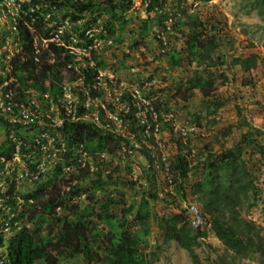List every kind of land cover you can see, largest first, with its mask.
I'll return each instance as SVG.
<instances>
[{"label": "trees", "instance_id": "obj_1", "mask_svg": "<svg viewBox=\"0 0 264 264\" xmlns=\"http://www.w3.org/2000/svg\"><path fill=\"white\" fill-rule=\"evenodd\" d=\"M133 1L136 0H105L103 3H98L96 0H29L28 6L37 8L28 15L26 21L30 25L29 19L35 17L37 25L44 27V24L51 23L50 18L57 15L59 21L67 20L70 23L80 21V25L75 26L73 30L87 44L91 39L85 37L82 30L92 26L103 27L107 37L110 39L112 37L111 40L116 41V38H113L115 25L117 24L120 30L122 29L125 23L122 15L131 7ZM140 1L144 3L146 12H151L154 16L142 22L139 32L147 35L148 23L155 20L158 31L160 28L161 33H167L164 46L159 48L158 55L167 56L170 65L174 67H178L182 59L194 62L195 67L203 66L197 69L192 77L186 79L184 84L178 85L175 97L186 102L193 95L192 91L198 90L200 99L203 100L212 93V80L204 78V70L208 67L217 70L219 66L225 64L217 41V29L193 17L190 29L187 30L189 24L186 20L187 14L180 8L179 0H174L176 7L171 11L165 8L168 0ZM247 1L250 3L249 8L254 10L264 23V0ZM39 4L46 5V8H38ZM45 13H50V18L43 21ZM102 15H106V20L101 23L99 18ZM169 19H172L171 31L175 29V34L165 31V21ZM17 21L24 59L16 57L12 62L16 85L15 94L18 98H23L27 95L26 90L31 88L35 93L47 94L54 100L60 96L64 73L68 74L65 78H73L75 75L71 69L76 66V63L72 56L67 55L63 47L52 45L48 47L49 53L42 52L35 62L31 37L38 27L31 24V29L34 30L32 33L26 27L21 29V21L19 19ZM185 30H187L186 34ZM48 31L49 29L45 33ZM160 32L158 35L154 34L159 46L162 43L159 40ZM171 40L173 41L170 42ZM173 42H180L176 53L174 50L167 49L171 48L170 44ZM222 46L227 51H232L233 41L225 33ZM256 60V56L251 54L233 58L230 62L246 73L254 68ZM67 65L71 67L67 68ZM103 67V60L94 51L90 52L89 61H86L84 66L77 67L78 76L83 77V85L90 86L93 83L92 78ZM166 76L170 77L168 71H166ZM218 77L226 81L223 73ZM243 84L247 85L248 82ZM136 85L140 88L143 83L137 82ZM123 97L129 99L127 94ZM165 105V102L155 101L152 108L155 113L153 118L146 109L143 112L144 106L138 108L131 104L130 112L124 117L128 119L129 132L137 142H139L138 136H143L145 131H150L153 126L161 122L160 114L165 112V108L164 110L162 108ZM220 105L216 100L206 102L208 109L212 107L217 109ZM137 111L142 112L146 117L145 121L139 122L140 119L134 115ZM78 113H81V109ZM164 125L171 129L170 121L164 122ZM58 130L63 139L66 156L80 150V153L85 156V164L89 160H95L102 153L112 156L120 147L121 138L119 136L114 137L109 133H104L90 123L65 121L62 128ZM254 133L257 136L263 135L258 130H254ZM178 139L173 140L176 146L175 154L165 168L160 159L152 156L153 150L139 149V153L146 162V168L142 171L143 183L152 187L154 191L147 195L141 192L136 203L127 205L121 192L115 188L109 190L116 184L110 176L100 178L96 174L95 178H90L87 167L81 168L73 163L68 165H74L75 172H69L67 181H74V185L67 190L62 188L58 182H54L58 170L53 171L51 177H46L45 182L35 184L34 190L28 195L32 199V204L29 206L27 216L28 222H33V228L20 232L9 243V264H58L62 260L74 259H78L81 264H151L153 260L147 258L149 256L154 258L155 254L147 253L143 246L149 234L146 226L151 216L150 201L157 200L155 193L158 183L157 174L164 169L165 173H161L169 176V182L175 184V192L179 193L178 196L181 199H184V183L187 181L188 173L198 166L201 167L202 176L190 185V196H195L202 208L203 213L197 206L204 222L203 227L192 229L188 224L185 209H180L179 214L163 215L157 219L156 224L161 233L162 244L165 246L175 244L187 253L191 264H201L193 247L198 245V239L205 236L204 231L208 224V231L223 248V253L216 256L210 264H239L241 259H252L253 257L257 259L258 264H264V232L255 228L251 223L238 219V212L234 210L240 195L248 191L246 185L251 183L239 159L238 146L213 154L212 146L204 143L203 148L207 150V159H199L195 166H191L188 160L191 146ZM125 142L128 143L126 140ZM263 146L264 137L263 143L258 146L257 154L260 156L263 154ZM124 168L129 171L127 166ZM84 180H89L87 187L83 185ZM67 181L63 180V183ZM163 181V186H166V181L164 179ZM97 195L101 197L97 199ZM164 195L169 197L168 193ZM72 196L79 198L73 204L70 203ZM94 204L97 205V210H94ZM110 208L114 212L110 211ZM37 211L39 214L35 216ZM205 214L208 215V220L205 219Z\"/></svg>", "mask_w": 264, "mask_h": 264}, {"label": "rangeland", "instance_id": "obj_2", "mask_svg": "<svg viewBox=\"0 0 264 264\" xmlns=\"http://www.w3.org/2000/svg\"><path fill=\"white\" fill-rule=\"evenodd\" d=\"M96 1L103 3L105 0ZM179 1L180 8L187 14L186 20L189 23L187 30L190 29L193 17L217 29V41L225 64L219 66L218 71L208 67L203 72L204 78L212 80V93L202 100L198 90H193V95L186 102L175 97L178 85L184 84L186 79L192 77L197 72L196 70L203 66L195 67L194 62L182 59L180 65L174 67L170 65L167 56L158 55L159 48L164 46L167 33H161L160 28L158 31L155 20H152L148 23V34H141L139 29L142 22L147 18L151 19L154 14L146 12L142 1H133L131 7L122 15L125 22L122 29L120 30L119 26L115 25L113 38H116V41L111 40L112 37L109 38L111 44L105 47L101 45V50L95 52L104 62V67L99 70V73L104 81H112L106 83V88L120 90L123 95L127 94L130 102L132 95L135 96L133 101L138 102L139 100L136 99L138 96L140 101L144 100L147 103L146 110L151 114L155 101L165 102L166 105L162 107L163 110L165 108V112L160 114L161 122L143 136L137 137L139 142L136 138L134 142L127 137L129 142L125 143L126 146L130 147L132 143H135L137 149H133L131 155L124 160L121 157V147H119L120 151L117 150L112 156L102 153L103 163H99L102 160L101 157L96 158L94 162L98 163L99 170L107 171L106 176H110L111 180L116 183L109 190L115 188L121 192L126 204L129 205L139 200L141 192L147 195L154 191L152 187L143 183L142 171L146 168V162L139 153V149L153 150L152 156L160 159L165 168L175 154L174 139L180 138L178 140L191 146L188 157L191 166H195L199 159H207V150L203 148L204 143L212 146L213 154L238 146L239 159L251 183L246 185L248 191L240 195L234 210L238 212V219L251 223L255 228L264 232V146L263 154L261 156L257 154L258 146L263 143L264 137V23L261 22L256 12L249 8L250 3L247 0ZM175 7L174 0H168L165 3V8L169 11ZM99 20L101 23L105 21L106 15H102ZM171 23L172 19L165 21V31L175 34V29L171 31L173 28ZM159 32L161 33L159 38L162 41L161 46L158 44V39L154 37ZM224 33L229 35L233 41L232 51H227L222 46ZM178 44L180 42H173L170 44L171 48L167 49L174 50L176 53L179 49ZM163 51L164 49L161 53ZM251 54L257 58L256 65L246 73L230 62L233 58ZM166 71L170 74L169 78L166 76ZM221 73L226 76V81L218 77ZM137 82H142V87L138 88ZM244 82L248 84L244 85ZM106 88L101 92L102 99L98 101L108 99L106 94L109 92ZM214 100L221 104L220 107L208 109L206 102ZM123 101L126 100L123 99ZM121 118L126 122L128 120L123 115ZM168 121H170L171 129L164 125V122ZM254 130H258L263 135H255ZM125 131L129 129L123 130V133ZM197 151L199 153H196ZM125 166L129 171H126ZM161 172L165 173L164 169ZM161 172L157 174L158 183L155 191L157 200L150 201L151 216L146 226L149 234L143 248L147 253L155 254L154 258L150 256L151 259L147 258L153 260L151 264H191L184 250L173 243L168 246L162 244L161 233L156 224L161 216L179 214L180 209L184 210L189 203L198 206L203 213L197 198L190 196V185L202 176L201 167L198 166L188 173L187 181L184 183V199H181L178 196L179 193L175 192V184L169 182V176H164ZM163 179L166 181V186H163ZM82 182L86 187L89 185V180ZM165 193L169 194L168 198L164 195ZM100 197L101 195H97V199ZM78 199L72 196L70 203L73 204ZM93 208L97 210V205L94 204ZM110 211H112L111 208ZM38 214L39 212L35 216ZM205 219L208 220L206 214ZM32 223V221L29 223L27 231L33 228ZM208 227L207 224L204 231L205 236L198 239V245L193 247L201 264H210L216 256L223 253L222 245L208 231ZM58 264H81V262L78 259L62 260ZM239 264H258V262L253 257L252 259H241Z\"/></svg>", "mask_w": 264, "mask_h": 264}, {"label": "built area", "instance_id": "obj_3", "mask_svg": "<svg viewBox=\"0 0 264 264\" xmlns=\"http://www.w3.org/2000/svg\"><path fill=\"white\" fill-rule=\"evenodd\" d=\"M28 2L29 0H0V264H9V243L20 232L27 231L28 209L32 204L28 195L34 190L35 184L45 182L46 177H51V173L58 170L54 182L67 190L74 185V181H67L69 172H75L74 165H68L71 163L78 164L81 168L87 167L91 175L107 174V171L97 168L98 163L95 164L94 160L85 164V156L80 150L66 156L58 130L62 128L63 122L90 123L104 133L119 136L122 142L119 144L121 157L124 160L137 146L135 143H132L131 148L126 146L125 140L129 142L127 137L134 142L135 138L129 131L123 133V130H127L128 123L121 115L125 116L130 112L131 104L138 108L144 106L143 112L147 107V103L140 101L138 96L136 99L139 101H133L135 96L132 94L131 102L129 99L123 101V93L119 89L106 88V83L112 81H104L99 72L92 78L90 86L83 85V77L78 76L77 67L84 66L89 61L90 52L101 50V45L105 47L111 44L100 26L84 30L83 35L91 39L87 44L74 33L73 28L79 25L78 21H59L57 15L50 18V13H45L43 21L50 18V24L38 26L35 17H31L28 25L26 18L37 8L28 6ZM38 8L45 9L46 5L39 4ZM17 19L21 21V29L26 27L33 33L31 24L38 27L31 37L35 62L42 52L49 53L48 47L52 45L63 47L76 63L71 69L75 75L73 78H65L68 74L64 73L60 96L54 100L47 94L35 93L31 88L26 90L27 95L23 98H18L15 94L12 62L16 57L24 59ZM47 29L49 31L45 33ZM89 65L91 66L90 62ZM70 67L67 65V68ZM105 88L109 92L106 94L108 99L98 101L102 99L101 92ZM79 109L81 113H78ZM134 115L140 119L139 122L145 121L146 117L141 111ZM151 116L155 117L153 111ZM146 133L147 131L144 132ZM99 157L102 159L103 156L100 154ZM99 163H103V159ZM63 180L67 182L63 183ZM185 211L189 226L192 229H202L204 222L197 206L189 203Z\"/></svg>", "mask_w": 264, "mask_h": 264}, {"label": "clouds", "instance_id": "obj_4", "mask_svg": "<svg viewBox=\"0 0 264 264\" xmlns=\"http://www.w3.org/2000/svg\"><path fill=\"white\" fill-rule=\"evenodd\" d=\"M78 22H79V25H80V21H78ZM79 25H76V26H79ZM100 28H101V30H103V31H104V33H105V30H104V28H103V27H101V26H100ZM82 31H84V30H82ZM105 36H106V38H108V37H107V35H106V33H105ZM58 172H59V171H57V173H58ZM90 175H91V174H90ZM94 175H96V174H93V175H91V176H93V177L95 178V176H94ZM97 175H98L100 178L102 177V176H101V174H97ZM64 189H65V188H64ZM65 190H66V189H65Z\"/></svg>", "mask_w": 264, "mask_h": 264}]
</instances>
